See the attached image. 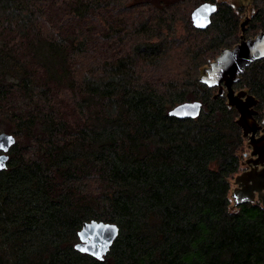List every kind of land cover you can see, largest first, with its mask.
Instances as JSON below:
<instances>
[{
	"label": "trees",
	"instance_id": "16d2710c",
	"mask_svg": "<svg viewBox=\"0 0 264 264\" xmlns=\"http://www.w3.org/2000/svg\"><path fill=\"white\" fill-rule=\"evenodd\" d=\"M205 2L0 0V126L15 138L0 170V264H264V209L230 199L236 110L198 81L238 42V16L219 4L187 36L173 18ZM251 2L250 36L264 32V0ZM234 87L264 109V58ZM183 102H200L198 115L168 114ZM90 220L119 228L102 260L73 247Z\"/></svg>",
	"mask_w": 264,
	"mask_h": 264
},
{
	"label": "water",
	"instance_id": "95a60500",
	"mask_svg": "<svg viewBox=\"0 0 264 264\" xmlns=\"http://www.w3.org/2000/svg\"><path fill=\"white\" fill-rule=\"evenodd\" d=\"M217 3H201L190 13V21L198 30L206 29L211 16L217 9ZM248 18L239 25V41L231 48H223L208 65L202 68L198 81L209 88H216L215 96H224L229 107H234L237 113L235 120L241 130L242 138L251 146V155L259 158L254 160V167L237 173L232 179L230 199L232 206L244 203H254L256 200L264 209V159L260 155L264 150V135L255 137L257 131L256 121L253 117L255 110L252 108L257 99L246 90L239 89L235 92L233 84L238 82L241 74L253 62L264 58V32L252 37H245L244 29ZM201 109L200 102H183L174 106L168 114L178 119L194 118ZM15 143L12 134L0 133V170L5 168L6 152ZM256 165H261L258 168ZM234 185V186H233ZM119 228L114 223L97 220L83 222L77 232L78 241L74 249L87 254L97 260H102L111 244L118 235Z\"/></svg>",
	"mask_w": 264,
	"mask_h": 264
},
{
	"label": "rangeland",
	"instance_id": "374dc122",
	"mask_svg": "<svg viewBox=\"0 0 264 264\" xmlns=\"http://www.w3.org/2000/svg\"><path fill=\"white\" fill-rule=\"evenodd\" d=\"M213 1H215L218 5L219 4L223 5V3L230 5L231 8L235 11L236 15L238 16V20H239L238 23L239 24L242 21H244L246 18H248V23H249V20L251 19L252 14L254 12V10L252 8L251 0H213ZM180 3H183V1ZM173 18L177 19L176 31L178 33V36L179 35L187 36L188 33L191 32V26H192L189 14H188V17H184V14L182 13L181 8H176L175 14L173 15ZM166 19L167 20L169 19L168 15H167ZM261 31H262L261 28L252 29V30H250V33H253V35L250 36V34L249 35L247 34L246 36L253 37L254 35L260 33ZM183 48L184 47H180V44H179L178 46H176L172 50L171 55H174V54H175V56L183 55ZM180 68H181V64H179V66H178V69H180ZM237 89H239V88L236 87L235 90H237ZM245 90H247V89L245 88ZM3 127H4V125L0 126V133L3 132V130H2ZM243 146H245V140L243 141ZM245 147L242 148V151H244ZM242 151H241V153H242Z\"/></svg>",
	"mask_w": 264,
	"mask_h": 264
},
{
	"label": "flooded vegetation",
	"instance_id": "af4514ba",
	"mask_svg": "<svg viewBox=\"0 0 264 264\" xmlns=\"http://www.w3.org/2000/svg\"><path fill=\"white\" fill-rule=\"evenodd\" d=\"M240 25V24H239ZM245 30V29H244ZM245 32V31H244ZM245 34V33H244ZM240 36V35H239ZM255 36V35H254ZM253 36V37H254ZM246 38H248L249 36H246ZM252 37V38H253ZM239 41V40H238ZM238 43V42H237ZM235 45V44H234ZM233 45V46H234ZM238 82L234 83L232 86L235 90V87L234 85L237 84ZM239 89H243V88H239ZM239 89L235 90L238 91ZM245 90V89H244ZM247 91V90H246ZM248 92V91H247ZM249 93V92H248ZM257 106V102L256 104L252 107L254 110H255V113L253 114V117L255 119V121L257 122L256 125H257V131L255 132V137H258L260 135H264V109L262 110H258L256 108ZM245 140V149L244 151H242L241 153V158H240V170L238 173L244 171V170H248L250 169L251 167H254V163L253 161L258 159L259 157L254 154V155H251L250 152H251V146L249 144H247V140L245 138H243ZM264 159V150L263 152L261 153L260 155V160ZM258 168L261 167V165H256ZM234 186V185H233ZM254 203H258L256 200L254 201Z\"/></svg>",
	"mask_w": 264,
	"mask_h": 264
}]
</instances>
